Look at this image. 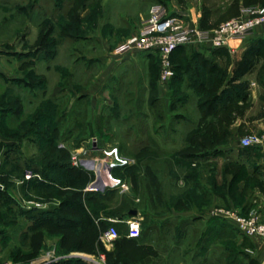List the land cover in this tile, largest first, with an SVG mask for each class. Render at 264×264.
I'll return each instance as SVG.
<instances>
[{"label":"rangeland","instance_id":"rangeland-1","mask_svg":"<svg viewBox=\"0 0 264 264\" xmlns=\"http://www.w3.org/2000/svg\"><path fill=\"white\" fill-rule=\"evenodd\" d=\"M75 1L83 3L85 0H71L70 3ZM144 1H148L149 4L147 5L148 2ZM144 1L117 2L113 0L111 10L118 6L119 8L128 6L129 11L127 10L126 15L128 22L118 19L113 20L114 22L111 23L114 25H112L109 22V16L115 17L117 13L112 11L109 15L111 6L107 3L106 13L103 15L104 21L99 23L100 26L98 24L94 26L92 13L98 7L95 0L88 1L90 12L84 14L85 19L79 24L71 22L72 20H64L61 13H58V8L64 0H0V111L7 107L1 105L3 97L6 98L5 102H10L8 106L17 105L15 100L20 98L19 106L23 111V120L36 119L38 116L36 113L39 114L41 108L49 111V106L52 107L51 99L54 98L56 100L53 102L58 108L54 110L53 122L59 118V115L67 114L66 118H62L60 130L55 135L59 138L56 139V150L54 149L53 152L46 153L48 146L37 145L27 138L21 141L24 151L22 157L29 159L36 170L24 167L16 176L0 173V230L4 252L12 259L17 257L18 260L28 261L31 257L27 254L32 253V246L36 242L37 257L44 254L49 245L55 246L57 250L61 242L59 239L62 237L66 238L63 247L65 252L77 243H82L80 246L86 249L85 241L90 230H85L86 227L83 230L84 233L80 231L85 227L82 207L86 205L93 215H101L105 220L110 221L111 226L117 224L112 222L111 218L118 219L127 215L128 209H136L138 211L136 216L141 218V233L155 245L150 248V257L158 262L264 264V246L260 239L244 234L225 218L214 217L191 227H189L187 216V219L182 216H172L164 222L158 221L159 216L189 211L187 200L184 199L180 204H176L180 196L184 198L188 196L181 193H188L190 187L182 177V174L188 171L187 165L180 164L181 158L173 153L185 147V138L193 123L191 125L185 123V119L177 122L175 117L187 116L199 119L200 112L197 105L200 101L209 98L208 92L197 94L191 88L182 87L176 94L177 104L173 110L165 108L161 101L151 106L148 103V94L138 92L139 97L135 94L134 90L140 87V82L136 85L132 71L128 70L118 74L119 81L116 84H113V81L107 82L104 88L100 89L102 96H99L96 108L93 107V101L88 96L73 108L82 90H87L105 72L107 61L104 55L123 43L125 41L123 37L129 31L132 33L127 36L133 35L142 24L141 16L144 18L149 16L152 4L162 1L161 3L168 8H172L170 6L174 2L187 9L190 6L194 7L199 10L197 15L200 16L201 27L208 28H214L224 21L237 17L240 13V0ZM245 3L264 6V0H245ZM22 7L26 9L24 14L19 13ZM202 7L205 11L201 13ZM123 10V8L120 9V11ZM138 10H141L140 13H137ZM212 11H215L216 19L210 23L208 13ZM72 12L69 15L75 17L76 9L74 8ZM138 24L135 30L134 27ZM66 25L68 27H63ZM49 29L51 32L44 39L43 34ZM91 35L99 39H84ZM120 40L123 41L119 43ZM26 49H30L31 52L16 51ZM7 50L9 52H6ZM31 54L35 58L32 61L33 64L21 63ZM253 60L254 70L245 77L249 81L248 98L246 101L230 103L228 110L223 114L226 120L228 118L229 130L226 144L233 143L234 139L231 136L234 129L238 128V142L243 136L255 133L253 128L257 124L252 122V117L257 114L264 116V52L253 57ZM158 61L160 63L159 56ZM229 62L232 64V59ZM1 71L6 72L5 76H2ZM6 75L22 76L23 78L20 79H28L33 89H25L21 84L19 87L17 83L6 81ZM159 114L161 117H158ZM237 118H243V124H236ZM76 120L88 121L91 126H85L82 131L70 134L67 128ZM29 125L20 123L19 127L18 124L17 128L22 129L19 133H23ZM45 127L43 129H47L48 126L45 125ZM36 128L42 131L41 127ZM0 134L4 135L1 132ZM7 136L15 137L9 134ZM30 137L34 141L38 139L32 134ZM94 139H97L95 145H93ZM147 143L151 148L141 154V156L145 155L143 159L137 153L141 144ZM109 147H118L120 153L131 161L124 170V176H121L130 182V190L126 192L92 190L91 195L95 199L87 202L83 190L59 185H52V188H47L45 192L32 188L30 181L40 180L45 174L42 171H46L53 181L61 182L55 169L43 170L45 164L52 158L70 163L73 167H82L91 171L93 160L101 155V150ZM244 149L246 147L237 145L230 146L226 150V156L238 160L241 165L229 166L230 171L226 175V181L217 183L218 188H211V190L223 193V197L219 198L221 206L217 208L233 209L242 214H247L253 209L262 212L264 210V152L262 149L259 151ZM55 151L58 152V156ZM4 152L5 146H0V165L5 160ZM73 154L77 156L78 165L73 163ZM60 155L68 156L69 159H62ZM139 158L144 162H140ZM226 163L230 161L227 160ZM147 164L152 167L154 175L150 176V172L146 173L144 170L143 166ZM12 168L14 167L11 163L5 167V171H11ZM239 169L245 170L244 179L233 185L231 179L234 172ZM29 170L33 176L26 178ZM134 174L137 177H133ZM201 175L205 177V174L201 173ZM219 177L218 174L215 179ZM195 193L197 207L191 209L197 210V215L202 216L205 214L206 207L210 206L207 203L211 202L212 197L203 195V191ZM41 211L48 212L47 215L55 218V222L68 225L69 228L56 229L49 224L39 226L35 230L32 226L35 220L30 216L39 215ZM145 213L149 216H145ZM62 216L71 217V219L61 221ZM30 228L33 229L30 231ZM117 228L119 233L129 231L125 223L117 225ZM18 247H23L28 252ZM82 254L91 257L90 253L75 250L63 255L64 258H68L70 255Z\"/></svg>","mask_w":264,"mask_h":264},{"label":"trees","instance_id":"trees-1","mask_svg":"<svg viewBox=\"0 0 264 264\" xmlns=\"http://www.w3.org/2000/svg\"><path fill=\"white\" fill-rule=\"evenodd\" d=\"M157 1V0H156ZM160 1V0H158ZM162 2V1H161ZM160 2V3H161ZM75 21V20H74ZM80 21V20H79ZM203 28H208V27H203ZM66 29V28H64ZM51 30L49 29L45 34H43V38L46 39L47 36L50 34ZM252 35V34H251ZM250 35V36H251ZM186 47V46H182ZM184 49V48H183ZM181 47L176 49L172 55V60L174 63V69H175V75L172 78V84H173V91L171 94V102H170V109H174L176 107V94L180 91L182 87H186L184 83L186 82L184 73L180 71L179 66L176 64V55L180 54V52L183 50ZM212 49H222V48H212ZM180 51V52H179ZM264 52V45L261 44L260 42L253 43L247 51L244 53L243 57L236 62L235 67L233 69L232 74L228 77V73L225 68L219 67V65L215 62H213L211 59L206 60L202 58L199 61H194L196 64L194 65L191 61L189 62L187 59L185 62L187 64L190 63V70L192 72L189 74L190 76L188 77L187 80V87L191 88L194 92L197 94L209 93V98L204 99L203 101H200L197 105V109L200 112V117L198 120L193 121V118L191 117H181L177 116L175 117L177 122H179L181 119H185V123L192 124L193 126L190 127L189 132L186 136V145L184 148H182L179 151H175L173 154L175 156H179L181 160L179 161L180 164L183 166L187 165L188 171L182 174V177L185 179L186 184L190 187L189 192L185 193L182 192L181 194H187L188 196H180V198L177 201V205L181 203V201L187 200L188 203V208L189 210L191 208L197 207V199H196V191L201 192L203 191V195L213 197L214 194L218 195L220 197H223V193H217L214 192L212 189L218 188V184L216 182V174H217V166L212 163H206L204 165H201L199 162H195V160H199V158L203 159H209L211 157H217L220 155L226 156V153L223 149H220L219 147L221 145L226 144L227 136H228V118H224V112L228 110V105L230 103L234 102H242L246 101V99L249 96V81L245 79L246 75L251 73L254 70V60L253 57H257L260 53ZM152 54H155V52H151ZM33 56V54H31ZM157 55V53H156ZM158 56V55H157ZM23 64H33L32 61H24L22 62ZM182 70V69H181ZM33 72V71H31ZM28 72V73H31ZM210 74V75H209ZM160 76V63L158 61V73L155 75V78L157 76ZM227 83L226 82V79ZM6 81L9 82H14L17 83L19 87L21 85L25 89H33L32 84L28 79H13L10 81V79H6ZM171 81V80H170ZM169 81V82H170ZM21 84V85H20ZM174 96V97H173ZM52 98V97H51ZM87 98V95H80L77 97V100L75 104L73 105V108L76 107V104L79 103L82 99ZM54 98L51 99L52 102V107L51 105L49 106V111L41 110L38 112L39 114L36 113V119L32 118H27L23 120V111L22 108L19 106L21 104L20 98L15 100V103L18 105H12L8 106L10 102H5L6 98L3 97L2 100V106H7L3 109H1V115H0V132L4 135H14L17 138V143L14 144H3V142L0 140V146L3 147L5 146V160L2 165H0V173L1 174H6V175H19L20 171L24 169V167L34 169L36 170V167H34L29 159H24L22 156L24 155V151L22 150L21 147V141L23 139H28L31 142H35L37 145L42 144L43 146H48L47 147V152L50 153L51 151L53 152L54 149L56 150V139L59 137L55 136L58 134L60 130V126L62 124V121L64 118H66V115H59V118L53 122V115H54V110H57L58 107H55V103L53 102ZM159 100L153 96L151 98V105H155ZM5 102V103H4ZM14 103V102H12ZM50 103V102H49ZM51 104V103H50ZM17 106V107H16ZM72 108V109H73ZM158 117H161L159 114ZM63 118V119H62ZM31 119V120H30ZM20 123L25 124L27 123V126L29 127L23 132L19 133L20 130L18 129L17 126ZM52 124V126H51ZM47 125V129H43ZM91 126L90 122L88 121H77L74 122L73 124L69 125V133H75L78 131H82L85 129L84 127L86 126ZM9 126V127H8ZM11 126V127H10ZM15 126V127H12ZM41 127L42 131L40 129H37L36 127ZM7 128V130H6ZM46 128V127H45ZM51 131V134H50ZM31 134L34 135V137L38 138L35 141L31 139ZM142 140V139H141ZM142 143V141H141ZM145 143V142H143ZM141 148H139V151L137 154L141 156V154L145 153L148 151L151 146L147 144H141ZM41 148V147H40ZM252 149H255V151H259L262 148L253 146V147H246L244 150H249L252 151ZM56 153V151H55ZM43 154V153H42ZM58 156V152L56 153ZM60 157L63 158H68V156H62ZM145 155H142L141 158L144 159ZM228 158V157H227ZM66 159V160H67ZM20 160V161H18ZM140 162H144L142 159H140ZM228 162L230 163H225L224 164V169H222V176L223 180L226 181V175L230 171V167L232 165H241V163L238 160H234L232 158L227 159ZM227 162V161H226ZM13 164V167L11 171H5V167L8 165ZM36 166V165H35ZM230 166V167H229ZM126 167H119L115 169V174L118 176H124V170L127 168ZM147 172H150V176L154 172L151 169L152 167L147 164L146 166H143ZM204 167V170H203ZM56 170V172L59 174V177L61 179V182H55L52 179L49 178L47 175L46 171L43 172V177L40 180H32L30 181L32 183V188L39 190H47V188H52V185H59L60 187H65V188H71V189H79L83 190L85 192V200L87 202H91L92 200L95 199L91 194L92 190H87V186L89 183L94 179V173L92 171H88L82 167H73L70 163L67 162H61L60 160H56L54 158L49 160L45 166L43 167V170H49L53 171ZM207 172L208 178L207 180L210 181V183L213 185V187L209 188L205 186L204 182V176L201 175L205 174ZM18 173V174H16ZM244 174L245 170L244 169H239L238 171H235L233 174V177L231 179L233 185L237 184L238 182L242 181L244 179ZM215 175V176H214ZM225 175V178H224ZM133 177H137V175H133ZM222 180V181H223ZM230 185V184H229ZM232 186V185H231ZM117 189L113 188H107L104 191H116ZM103 192V191H100ZM1 193V191H0ZM195 193V194H194ZM180 194V195H181ZM208 202V201H207ZM205 202V204L207 203ZM211 202L209 201L207 204H210ZM175 208H177L175 206ZM186 208V209H188ZM179 209V208H178ZM129 211L126 213L127 215H124L123 217H116L120 220H125L132 215H130V211L134 209H128ZM45 214V215H44ZM46 211H41L39 215H31L30 218L35 220L34 224V229L37 227H43L45 225H52L55 226L56 229H63V228H69L68 225H63V223L60 222H55V218L50 217L51 215ZM82 216L84 220V228H81L80 231L81 233H84L83 230L87 227L85 230H90L88 233V237L85 241L87 248L83 249L80 245L82 243H77L74 246L69 247L66 252L63 249L64 244L66 242V238L59 239L61 241L59 243V247L57 248V253L62 255L65 253H69L71 251H85L90 254H95L98 255L101 250H103V244L101 242L100 236L101 234L106 231L110 226V221L107 219L105 220L104 217L100 216H95L91 213V211L88 209L86 205L82 207ZM109 216V215H108ZM145 216H149V214L145 213ZM113 217V218H114ZM62 220L61 221H68L71 219V217H60ZM101 222V223H100ZM164 222V221H163ZM123 222H118L117 225H121ZM33 228H30V231ZM36 230V229H35ZM151 231V230H150ZM121 236V235H120ZM118 240V239H117ZM116 240V241H117ZM37 244V242H36ZM32 246V253L30 252L29 255L31 258L28 260H31L35 257H37V254H35V248L38 247V245ZM60 248V250H59ZM34 250V251H33ZM20 252V250L18 251ZM28 252V251H27ZM65 252V253H64ZM149 259H151L150 256H148ZM18 260V258H15ZM21 261V260H20ZM48 264H89L87 261L81 259V258H64L56 262H50Z\"/></svg>","mask_w":264,"mask_h":264},{"label":"crops","instance_id":"crops-1","mask_svg":"<svg viewBox=\"0 0 264 264\" xmlns=\"http://www.w3.org/2000/svg\"><path fill=\"white\" fill-rule=\"evenodd\" d=\"M89 0H85L83 3L75 1L73 3H70L71 0H64L63 4L60 6L58 13H61V16L64 20H72L71 22L78 23L83 19H85V13L90 12V7L88 4ZM98 4V7L96 10L94 9L93 11V21L94 26L99 25V23L102 22L103 20V15L105 12V5L108 3L110 4L111 8L110 11H108L109 15L111 14L110 12H116L117 15L115 17L109 16V22H114L113 20L117 21L118 19H121L122 22H128L126 19L127 15V10L129 9L128 6H118V8H114L113 10L112 7V2L113 0H95ZM121 0H117L119 2ZM144 1V0H142ZM151 1H156V0H151ZM173 1V0H172ZM145 3L148 1H144ZM172 3V2H171ZM149 2L147 3V5ZM246 6H259L256 4H246L245 0H240V13L237 15V17L243 16L241 13V8L246 7ZM262 6V5H260ZM173 9L175 8H180L182 10H186L188 12L189 18L187 19L188 22L191 25H197V26H202L201 25V20L200 16L197 15L199 10L194 9V7H189L184 8L178 5L177 3H172L171 6ZM74 8L76 9V15L75 17H71L69 14L70 12H74ZM123 8V11H120V9ZM119 9V10H118ZM126 9V10H125ZM26 11L25 7H22L19 9L20 14H24ZM129 11V10H128ZM141 11V10H140ZM138 10L137 13H140ZM204 12L205 9H200V12ZM72 12V13H73ZM130 13V12H128ZM136 13V12H135ZM215 11H212L208 13L210 16L209 22H214L216 19L214 15ZM138 15V14H135ZM120 16V18H118ZM123 17V18H122ZM125 18V19H124ZM146 18V17H145ZM143 16H141V20L145 19ZM236 18V17H234ZM62 19V20H63ZM75 20V21H74ZM80 20V21H79ZM104 21V20H103ZM140 22V20H139ZM203 23V22H202ZM114 25L113 23H111ZM209 24V23H208ZM121 25V24H119ZM117 25V26H119ZM100 26V25H99ZM139 24L137 27H134L135 30L138 28ZM63 27H68V25L63 26ZM133 28V29H134ZM133 30V31H135ZM132 32H128L124 37L123 40H125ZM128 35V36H127ZM97 36V35H96ZM88 38H97L91 35V37H86L84 39L88 40ZM99 39V37L97 38ZM123 40H120L122 42ZM256 42H260L261 44L264 45V24L259 25L255 31L252 33L251 36L247 37L244 40L237 41L232 44V46L228 48H222V49H212L210 47H207L206 45H188L186 47H181L183 49L180 54H177L175 59H176V64L179 66L180 71L184 73L186 82L184 85L187 87V80L188 77L190 76L189 74L192 72L190 70V63L187 64L186 59L190 62H192L194 65L196 62L194 61H199L202 58L206 60H212L213 62L217 63L219 67L225 68L228 77L232 74L233 69L235 67V64L237 61H239L244 53L247 51V49ZM19 53H30V49L26 50H16ZM6 52H9L8 50ZM106 58L107 64H106V69L105 72H103L92 84L87 90H82L81 95H87L92 101H93V107L96 108V102L99 98V96H102L100 89L104 88V85L107 82H114L113 84H116V82L119 81L118 74L123 73L124 71L131 70L135 79V84L138 85L140 82V87H137L134 92L137 95L138 92H142L143 94H148V103L151 104V98L155 96V98L163 103L165 108H170V102H171V94L173 91V84L172 80L167 83V84H162L159 79V75L157 78H155V75L158 73V56L155 54H152L151 52H142V53H130L126 55H116L114 53V50L111 49L109 53H106L104 55ZM34 56L30 55L27 59H24V61H33L35 60ZM232 59L233 63L230 64L228 61ZM2 76H5L6 72L1 71ZM250 74V73H249ZM247 74L246 76H248ZM210 75V74H209ZM6 77L10 80L13 79H20L23 78L22 76H13L9 77L6 75ZM228 78L226 79L225 84L227 83ZM254 81V80H253ZM111 84V83H110ZM111 84V86H113ZM188 88V87H187ZM138 96V95H137ZM139 97V96H138ZM152 106V105H151ZM236 124H243L244 119L243 118H237ZM193 120H198L193 118ZM252 122L254 124H257L255 128H253V131L255 132H261L264 131V116L261 117L260 114H257L252 117ZM238 128L234 129L232 131V136L231 138L234 139L233 143H228L221 145L219 148L223 149L225 153L227 152L226 150L230 148V146H239L240 142H238ZM0 139L4 141L6 144L10 143H17V138L16 137H10L7 135H1L0 134ZM241 146V145H240ZM264 152V149H262ZM227 161V156L220 155L217 157H211L209 159H203L199 158V160H195V162H199L201 165H204L206 163H212L217 166V174L220 175L219 179H216V182L219 183L223 180L222 176V168L224 164ZM208 174L205 173L204 182L205 186L211 188L213 185L210 183L209 180H207ZM218 177V176H217ZM219 186V185H217ZM219 198H221L219 195L214 194L212 197L210 206L206 207L205 209V214L204 215H197V210L190 209L187 212L183 213H174V214H168V215H163L158 217V221H165L168 218H171L172 216H182V218L188 217L189 221V227L192 225H196V223L201 222V221H206L212 218H223L219 215L214 214V210H216L217 207L221 206ZM264 214V210L262 211ZM120 237L118 240L113 241V242H102L103 244V250L99 252L98 255L91 254V257H95L94 259L89 256H86L87 254H82V255H70L68 258H81L85 261H87L89 264H168L167 262L164 261H156L155 259H149L148 256H150V248L155 246L150 239H147L143 236V233L139 237H130L128 235V231L126 233H120ZM101 239V238H100ZM3 238H2V231L0 230V264H48L50 262H56L64 258V255H60L57 253L56 247L49 245L48 250L44 251V254H40L38 257H35L31 260L28 261H20L16 259H12L11 256H9L7 253L4 252V246H3ZM20 246V245H19ZM167 247V245H166ZM22 248L23 250L27 251L23 247H18ZM170 250V249H166ZM66 259V258H65ZM186 262H172V264H183ZM190 264V262H188Z\"/></svg>","mask_w":264,"mask_h":264},{"label":"built area","instance_id":"built-area-1","mask_svg":"<svg viewBox=\"0 0 264 264\" xmlns=\"http://www.w3.org/2000/svg\"><path fill=\"white\" fill-rule=\"evenodd\" d=\"M243 16L229 19L214 28H203L188 22V12L180 8H168L163 3L151 5L149 16L143 19L139 28L123 43L114 49V53L126 55L130 53L155 52L160 58V82L164 85L175 75L172 55L176 49L188 45H206L210 48H228L233 43L249 37L255 29L264 24V6H246L241 8ZM93 140V145L97 143ZM242 147H261L264 149V131L255 132L240 139ZM73 163L78 165L76 154ZM131 164L118 147L101 150V155L92 162L91 171L94 179L87 186L88 190L99 191L113 188L126 192L130 190V182L115 174V169ZM33 175L29 170L26 178ZM219 215L231 222L237 229L248 236H256L264 246V214L253 209L242 214L233 209L216 208ZM112 222H123L128 226L130 237L141 236V218L131 216L125 220L112 219ZM120 237L116 225L110 226L100 238L103 242H113Z\"/></svg>","mask_w":264,"mask_h":264},{"label":"water","instance_id":"water-1","mask_svg":"<svg viewBox=\"0 0 264 264\" xmlns=\"http://www.w3.org/2000/svg\"><path fill=\"white\" fill-rule=\"evenodd\" d=\"M130 214H131L132 216H136V215L138 214V211H137L136 209L131 210V211H130Z\"/></svg>","mask_w":264,"mask_h":264}]
</instances>
